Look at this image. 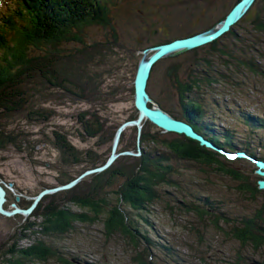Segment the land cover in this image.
<instances>
[{"label":"trees","instance_id":"1","mask_svg":"<svg viewBox=\"0 0 264 264\" xmlns=\"http://www.w3.org/2000/svg\"><path fill=\"white\" fill-rule=\"evenodd\" d=\"M2 1L6 10L5 12L0 10V150L11 146L18 152L26 150L29 155L35 145H31L26 133L21 130L13 131L8 125L15 117H24L32 122L47 120L49 113L36 105L38 99L34 96L39 93L38 89L34 88L36 84L39 90H54L55 93H59L57 95L68 99L67 101L71 103L82 101L100 103L107 94L103 95L100 91L102 79L95 68L106 65L105 73L111 74L115 68L114 63L124 60L131 63L134 61L133 79L139 56L133 48L118 41L109 25L106 3L101 0ZM252 22L254 31L264 33V23L255 19ZM234 25L218 39L191 50L193 53L196 50L204 51L203 56L190 60L194 69L192 73H185L182 66L172 64L167 66L163 77L176 92L178 119L190 124L196 133L217 149L243 152L251 158L264 159V155L256 156L249 150L250 146L246 142L235 138L228 127H220L217 130V127L211 123L212 119L204 116L203 112L201 86L205 83L224 86L229 82V75L223 73V70L227 72L232 64L229 62L232 55L228 51V46L220 44L229 42V36L234 34ZM91 26L108 29L106 37L110 39L84 42V29ZM157 34L161 38L162 33L157 32ZM174 39L176 37L161 38L151 46ZM68 45L72 47L67 48ZM176 56L178 55L166 58L171 59ZM213 56L217 60L215 64L213 61V64L218 65L220 62L223 72L217 71L212 64L210 59L214 60ZM162 63L158 61L152 66L148 78V83L151 85L154 80L156 81L158 65ZM200 66L204 75L198 76L195 70ZM213 73L216 74L215 77L210 76ZM44 93L49 94L43 91L44 97ZM130 93L132 95L131 86ZM39 97H41L40 93ZM133 111V114L123 122L137 117L134 107ZM242 117L249 133L264 131V117L252 113H243ZM77 122L81 128L82 139L97 138V145H108L107 151L103 157H100L90 149H77L70 144L64 134L54 132L53 145L60 159L56 186L66 184L83 171L103 164L110 153L114 132L123 123L107 126V121L100 119L95 110L79 113ZM147 125L156 130L146 133L144 128ZM158 131V128L148 122L143 123L139 134L131 126L125 146L119 152L136 151L138 155H125L116 159L104 171L92 174L88 181L83 178L67 190L43 196L29 217L7 233L5 241H10V244H0V264H38L52 257L61 264H73V262L81 264L76 258L77 253H69L70 259H64L58 255L57 247L44 240L48 237L64 238L74 230L75 223L99 224L106 237L118 232L129 240L134 250L141 242L142 250L134 251L131 262L155 264V259L158 257L154 255L153 250H158L156 248L159 246L165 254L169 251V245L151 241L149 235L147 236V227L151 228V225L147 224L145 216L149 212V204L157 198L158 186L177 188L176 181L172 180L177 174L176 170L167 163L168 158L161 148L175 159L212 166L218 173L236 180L239 184L236 190L250 200H255L259 196L262 198V203L257 204L253 209L247 206L241 210V214H234L230 218L222 217V227L227 225L226 230L219 227V215L215 216L216 219L212 222L214 228L226 235L229 241L232 240L241 247L259 253L261 247H264V191L256 188V180L246 182V177L236 170L239 159L227 160L217 151L200 146L196 141L183 135L169 133L168 137L159 138ZM258 141L260 149L264 152V140ZM143 142L150 147L147 151L141 149L139 152L137 146L142 145ZM75 165H79V169L71 174V166ZM56 186L42 187L39 191ZM23 202L21 209L27 208L32 199ZM208 206L212 208H208L209 210L216 209L212 207V203ZM192 209L194 212L197 211L200 218L208 215V209L198 207ZM143 225L147 227L142 228ZM29 238H31L30 242L19 244L21 240ZM237 258L236 256L234 264L241 259L240 255ZM83 264L92 263L83 260Z\"/></svg>","mask_w":264,"mask_h":264},{"label":"rangeland","instance_id":"2","mask_svg":"<svg viewBox=\"0 0 264 264\" xmlns=\"http://www.w3.org/2000/svg\"><path fill=\"white\" fill-rule=\"evenodd\" d=\"M101 1L106 3L109 25L118 41L133 48L140 57L142 48L151 46L161 38L184 37L209 27L237 0ZM0 10L2 12L6 10L2 0ZM243 17L234 25V34L229 36V42L220 44L228 46V51L232 55L229 57L232 64L230 63L227 72L222 71L220 62L214 65L217 62L214 56L212 57L214 60L210 59L212 64L214 61L213 65L217 71L229 75V82L224 86L206 83L201 86L203 112L204 116L212 119L211 123L217 130L220 127H228L235 138L246 142L251 152L261 156L264 152L260 149L258 140H264V131L249 133L242 114L252 113L264 117V33L254 31L251 26L254 19L264 23V0H255ZM155 30L162 33L161 38ZM107 33L108 29L100 26L87 27L84 29L83 40L86 43L109 40L110 38L106 37ZM203 52L187 51L175 58L159 60L163 63L158 65L156 81L154 80L152 85L148 83L147 92L151 99L174 118L178 119L179 116L178 99L175 90L163 77V72L168 65L179 64L185 73H192L194 69L190 60L203 56ZM113 65L115 68L111 74L105 73L106 65L95 68L102 79L100 91L103 95L107 94L100 103L84 101L71 103L51 89H43L49 93H44V97L42 89L39 90L37 84L34 86L42 97H39V93L34 96L38 99L36 105L39 109L47 111L49 117L45 121L37 122L15 117L8 125L13 131L21 130L26 133V138L31 140V145H35V148L29 155L26 150L18 152L11 146L0 150V185L5 186V201L2 206L6 210L12 209L13 206L22 208L23 201L31 199V196L42 187L58 184L57 170L60 159L53 145L54 132L64 134L70 144L77 149H90L100 157L106 154L107 144L97 145V138L80 137L81 128L77 122V115L83 111L95 110L100 119L107 121L108 126L118 125L133 114L130 86L134 61L133 63L126 60L118 61ZM201 69L200 66L195 70L198 76L204 75ZM210 76L215 77L216 74ZM130 128L131 126H126L122 130L117 151L125 146ZM155 130L148 125L144 128L146 133ZM168 136L169 133L159 129L157 137ZM149 147V144L143 142L138 146L139 152L141 149L147 151ZM157 147L160 151L158 145ZM161 151L168 158L167 163L176 170L177 174L172 180L176 181L177 188L162 185L157 187V198L149 204V212L145 216L151 228L141 226L147 227V236L149 235L152 242L169 245V251L165 254L159 246L156 248L158 250H153L154 255L158 257L155 264H229V260H236V256L244 252L243 247L232 240L229 241L226 235L214 228L212 222L216 219L215 216L219 215V227L226 230L227 225L222 227V217L230 218L234 214H241V210L247 206L253 209L262 203V198L259 196L255 200H250L246 195H242L236 190L239 185L236 180L218 173L212 166L178 160L171 157L164 148H161ZM123 156L125 155H119L116 159ZM78 169L79 165L71 166L70 173L73 174ZM253 169L251 162L239 159L236 170L246 177V182L257 179ZM90 176L84 179L88 181ZM8 183L11 186L7 188ZM209 203L216 209L209 210L208 208L212 209L208 206ZM193 207L208 209V215L200 218ZM29 215L25 218L19 214L0 216V244H10V241H5L7 233L17 228ZM73 227L74 230L62 239L53 237L44 239L53 247H57L58 255L64 259H70L69 253H77L76 258L81 264L83 260L92 264H133L131 257L134 251L142 250L141 242L134 250L129 240L118 232L106 237L99 224L75 223ZM30 239L21 240L19 244L24 245L30 242ZM256 255L252 256L253 259L260 260V256ZM38 264L61 263L52 257Z\"/></svg>","mask_w":264,"mask_h":264},{"label":"water","instance_id":"3","mask_svg":"<svg viewBox=\"0 0 264 264\" xmlns=\"http://www.w3.org/2000/svg\"><path fill=\"white\" fill-rule=\"evenodd\" d=\"M254 1L255 0H238L232 5V7L227 11L221 20L203 31L142 49L140 51V57L136 64L135 73L131 82L132 105L137 111V117L133 120H128L121 123L116 128L111 142L110 153L106 161L97 167L83 171L66 184L42 189L36 195L31 197L32 202L25 209H17L15 206H13V208L10 210L4 209L2 204L5 201V186L0 185V216L9 217L14 214H19L25 218L33 211L43 196L58 191L67 190L73 187L84 177L104 171L115 161L119 155H135L129 152L117 151L120 135L126 126L134 127L137 134H139L142 124L144 122H148L160 129L162 132L183 135L188 139L196 141L200 146L215 150L218 153H222V150L220 151V149H217L211 142L203 138L200 134L196 133L190 124L182 119H177L170 116L167 114V112L156 105L147 92L149 73L152 66L159 60L191 51L198 47L207 45L223 36L245 15V13L253 5ZM137 149H139L138 146ZM236 157L248 160L253 164V173L257 177L255 181L256 188L258 190L264 191V159H254L248 157L242 152L237 153ZM10 186V183L6 185L7 188ZM16 199L17 198H15V200Z\"/></svg>","mask_w":264,"mask_h":264},{"label":"flooded vegetation","instance_id":"4","mask_svg":"<svg viewBox=\"0 0 264 264\" xmlns=\"http://www.w3.org/2000/svg\"><path fill=\"white\" fill-rule=\"evenodd\" d=\"M155 32H157V31L155 30ZM261 248L262 249H260V252L256 253V252H252L251 250H248V249L243 247L244 252H247L248 255L246 253H244V252H240L239 255H240L241 259L237 260L236 264H264V247H261ZM252 253L258 254V256H260V260H256L255 261L252 256L256 257L257 255L256 254L253 255ZM238 258H239V256H238ZM230 263L234 264V261H230L229 260V264Z\"/></svg>","mask_w":264,"mask_h":264},{"label":"clouds","instance_id":"5","mask_svg":"<svg viewBox=\"0 0 264 264\" xmlns=\"http://www.w3.org/2000/svg\"><path fill=\"white\" fill-rule=\"evenodd\" d=\"M227 152V151H226ZM233 152V151H232ZM243 153V152H242ZM220 154V153H219ZM223 156V155H222ZM224 157V156H223ZM249 157V156H248ZM225 158V157H224ZM226 159V158H225ZM242 159V158H241Z\"/></svg>","mask_w":264,"mask_h":264}]
</instances>
